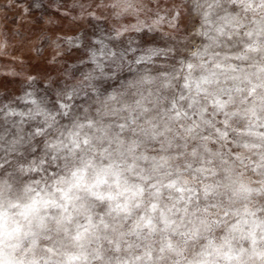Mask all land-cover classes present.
I'll return each instance as SVG.
<instances>
[{
    "label": "clouds",
    "instance_id": "1",
    "mask_svg": "<svg viewBox=\"0 0 264 264\" xmlns=\"http://www.w3.org/2000/svg\"><path fill=\"white\" fill-rule=\"evenodd\" d=\"M0 264H264V0H0Z\"/></svg>",
    "mask_w": 264,
    "mask_h": 264
},
{
    "label": "rangeland",
    "instance_id": "2",
    "mask_svg": "<svg viewBox=\"0 0 264 264\" xmlns=\"http://www.w3.org/2000/svg\"><path fill=\"white\" fill-rule=\"evenodd\" d=\"M12 23H16V20H15V19H13V20H12Z\"/></svg>",
    "mask_w": 264,
    "mask_h": 264
}]
</instances>
